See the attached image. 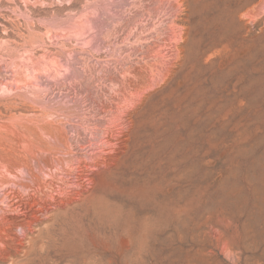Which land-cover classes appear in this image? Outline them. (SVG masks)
Segmentation results:
<instances>
[{"label": "rangeland", "instance_id": "obj_1", "mask_svg": "<svg viewBox=\"0 0 264 264\" xmlns=\"http://www.w3.org/2000/svg\"><path fill=\"white\" fill-rule=\"evenodd\" d=\"M0 164V264H264V0H0Z\"/></svg>", "mask_w": 264, "mask_h": 264}, {"label": "bare ground", "instance_id": "obj_2", "mask_svg": "<svg viewBox=\"0 0 264 264\" xmlns=\"http://www.w3.org/2000/svg\"><path fill=\"white\" fill-rule=\"evenodd\" d=\"M27 126V125H26ZM46 126H48V125H46ZM24 127V126H23ZM19 128V127H18ZM29 128H31V127H29ZM32 128H33V126H32ZM31 128V129H32ZM36 128H37V126H36ZM35 128V129H36ZM144 128V127H143ZM23 129H25V127L23 128ZM23 129H22V131H23ZM34 129V128H33ZM46 129V128H45ZM20 130V129H19ZM19 130H17V131H19ZM40 130V129H39ZM21 131V130H20ZM21 131V132H22ZM141 132V131H140ZM148 132V131H147ZM39 133H40V131H39ZM144 133H146V132H144ZM42 134H43V132H42ZM143 135V134H142ZM19 136V135H18ZM15 137V136H14ZM41 137V136H40ZM134 138V137H133ZM144 138V137H143ZM41 139V138H40ZM26 141V140H25ZM39 141V140H38ZM137 141V140H136ZM20 143V142H19ZM23 144V143H22ZM110 144H113V143H110ZM139 144V143H138ZM14 145H16V144H14ZM23 146V145H22ZM35 146V145H34ZM33 149H34V147H33ZM154 149V148H153ZM102 151V150H101ZM35 152V151H34ZM136 154V153H135ZM26 155V154H25ZM11 156V155H10ZM140 156H141V154H140ZM135 157V156H134ZM149 157V156H148ZM10 158V157H9ZM101 158V157H100ZM105 158V157H104ZM151 159V158H150ZM132 161V160H131ZM92 162L93 163H95V165H97V163L95 162V161H93L92 160ZM105 163V162H104ZM103 162L101 163V164H103V167L104 166H106L105 164H104ZM2 164V163H1ZM1 164H0V166H1ZM123 164V163H122ZM4 166V165H3ZM98 166H100V165H98ZM6 167V166H5ZM77 167H79V166H77ZM82 167V166H81ZM107 167V166H106ZM67 168V167H66ZM85 168H86V170H87V172L89 171L91 174L93 173V171H95L96 170V168H95V166H91V165H86L85 166ZM84 168V169H85ZM73 169V168H72ZM71 168H70V166L65 170V171H63V169L61 170V169H57V170H59V172L61 171L64 175H70V173L69 172H71V171H73ZM124 169V168H123ZM0 170H1V168H0ZM20 170V169H19ZM124 171V170H123ZM57 172V171H56ZM86 173V172H85ZM47 175V174H46ZM49 175V177L50 178H53V176H56V175H53V174H48ZM88 173L87 174H85V182H84V184H81V183H71V185H69L67 182H69V179L67 178V177H61V176H59L60 178V181L62 182V184L63 183H66V186H72V187H74V188H80V190H86V192H87V190L88 189H92V190H97V189H99L100 190V192L102 193L103 191H105L107 188H108V184H110L109 183V181H107L106 183H104V185H102V186H99V184H97L96 182H95V179L93 178V177H88ZM5 177V176H4ZM11 177V176H10ZM14 177V176H13ZM58 177V176H57ZM109 178V177H108ZM73 180V179H72ZM59 181V182H60ZM33 182H34V180H33ZM12 184V183H11ZM43 184L46 186V184L47 185H50V188L52 187V183L50 182V183H46V182H43ZM96 184L98 185V186H96ZM36 185H38V184H36ZM44 185H43V187H44ZM82 186V187H81ZM27 187V186H26ZM118 187V186H117ZM39 188V187H38ZM53 190V189H52ZM120 190V189H119ZM56 191V194L57 195H59L63 200H65V201H69L71 198H72V196L71 195H76V196H74V199H76V200H79V202L80 201H82L83 202V204H80V206H85V209H87V208H92V209H98V208H101V207H105V205H107V201H106V199H104V197H101V195L99 194V196H97V195H95V194H90L89 196H84L83 197V194L81 193V191H75V192H73L72 193V189L70 188V190H68V189H63V188H59V189H57V190H55ZM53 192V191H52ZM85 192V191H84ZM55 194V193H54ZM31 196V195H30ZM47 197H49L50 198V200L51 201H56L55 199V197L52 195V194H49V195H46ZM82 196V197H81ZM39 197V196H38ZM34 198V197H33ZM14 200V199H13ZM40 201V200H39ZM42 202L43 203H45L46 201H43V199H42ZM62 203V202H61ZM77 204H79V203H77ZM109 205V204H108ZM19 206V205H18ZM14 207V208H6L1 214H0V241L3 243V242H5V244H7V241H8V231L9 230H11V227H12V225H11V222H10V219L6 216V215H19V214H21L20 212H21V210H20V208L19 207ZM79 206V205H78ZM40 208V207H39ZM47 208H49V207H47ZM43 209V208H42ZM56 209V208H55ZM59 209V208H58ZM84 209V210H85ZM2 210V209H1ZM112 210V209H111ZM115 211V210H114ZM59 212V211H58ZM70 212V211H69ZM89 211H86L85 213H88ZM94 213V212H93ZM116 213V212H115ZM23 214V213H22ZM61 214V213H60ZM50 215V214H49ZM70 215V214H69ZM94 215V214H93ZM116 215H117V213H116ZM57 217V216H56ZM52 218V217H51ZM65 218H67V217H65ZM77 219V218H76ZM82 220V219H81ZM104 220V219H103ZM53 221H54V219H53ZM62 223V222H61ZM61 225V224H60ZM53 226H55V225H53ZM52 227V226H51ZM57 227V226H56ZM62 227V226H61ZM60 228V227H59ZM58 228V229H59ZM47 229H49V228H47ZM106 229V228H105ZM85 230V229H84ZM63 231H65V230H63ZM46 232H47V230H46ZM49 232H51V231H49ZM57 232V231H56ZM62 232V231H61ZM47 234H49V233H47ZM46 234V235H47ZM53 236V235H52ZM56 236V235H55ZM51 236H48V238H50ZM57 237V236H56ZM52 238V237H51ZM55 238V237H54ZM56 239V238H55ZM6 240V241H5ZM49 240V239H48ZM48 242H50V241H48ZM52 242V241H51ZM55 242V241H54ZM4 243H3V245H5ZM49 246V245H48ZM41 247H42V245H41ZM46 247V246H45ZM42 249V248H41ZM40 249V250H41ZM44 249V248H43ZM41 250V255H40V257H38V260L39 261H41V258H45L46 257V254L49 252L48 250ZM47 249V248H46ZM15 251H11V252H9V253H7L8 255H10V256H14V255H16L18 252H19V250L17 249H14ZM39 250V249H38ZM19 255V254H18ZM26 255V254H25ZM27 256V255H26ZM82 256V255H81ZM85 256H86V254H85ZM89 257V256H88ZM40 258V259H39ZM11 259V258H10ZM94 259H96V258H94ZM45 260V259H44ZM49 260V259H48ZM90 263H92V262H94V261H89ZM89 263V264H90ZM14 264V263H13Z\"/></svg>", "mask_w": 264, "mask_h": 264}]
</instances>
